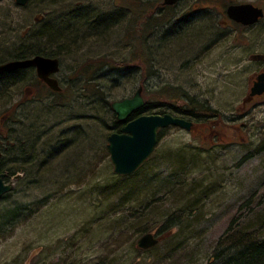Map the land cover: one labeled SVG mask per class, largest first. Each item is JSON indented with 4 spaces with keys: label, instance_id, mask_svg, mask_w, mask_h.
<instances>
[{
    "label": "rangeland",
    "instance_id": "1",
    "mask_svg": "<svg viewBox=\"0 0 264 264\" xmlns=\"http://www.w3.org/2000/svg\"><path fill=\"white\" fill-rule=\"evenodd\" d=\"M161 3L0 0V64L43 50L47 31L75 41L48 49L61 60V93L29 100L27 81L0 102L1 115L10 110L0 139L26 129L35 154L45 152L33 173L4 161L13 188L0 212H18L0 232V264H219L215 254L233 240L264 241V97L241 107L264 68L251 60L264 55V17L243 27L225 15L229 4L264 10V0ZM139 87L144 103L160 108L152 114L208 107L215 119L162 129L127 179L113 172L106 138L116 121L111 103ZM128 191L134 201L118 207ZM171 216L179 225L169 235L150 251L137 248L135 225L157 234Z\"/></svg>",
    "mask_w": 264,
    "mask_h": 264
},
{
    "label": "water",
    "instance_id": "2",
    "mask_svg": "<svg viewBox=\"0 0 264 264\" xmlns=\"http://www.w3.org/2000/svg\"><path fill=\"white\" fill-rule=\"evenodd\" d=\"M179 0H163V5L171 6ZM28 0H15L17 6H24ZM225 14L229 20L242 26L255 25L264 17L262 8L251 3L230 4L226 7ZM30 66L37 68L38 76L54 91H59L57 82L48 78V74L57 72L58 60L37 56L29 60H14L0 64V75ZM142 88L139 87L131 98L115 101L111 109L119 122H125L131 114L144 106L141 96ZM264 93V71L260 73L250 89V96ZM174 126L186 131L193 127L191 121L184 118L163 115H140L127 121L119 133H111L107 137V150L113 172L119 176L133 174L151 156L158 142V131ZM12 190V184H3L0 178V197ZM163 237L152 233L142 235L137 241V248L148 250L155 247Z\"/></svg>",
    "mask_w": 264,
    "mask_h": 264
},
{
    "label": "trees",
    "instance_id": "3",
    "mask_svg": "<svg viewBox=\"0 0 264 264\" xmlns=\"http://www.w3.org/2000/svg\"><path fill=\"white\" fill-rule=\"evenodd\" d=\"M98 29H101V26ZM53 31L54 30H51L50 33L47 31V33L50 34L49 38L47 36V42L46 43L43 42L42 46H40V47L46 48V49H51L50 48L51 45H56V46L59 45V47L63 45L62 47L67 48V50L70 47H72V45L74 44L75 41L73 43H71L69 40L70 39L69 36H64V37L60 36L59 37V35ZM74 31L77 33V30H74ZM25 51L27 52L28 50H25ZM28 52H30V51H28ZM34 52H36V51L34 50ZM24 54H26V53H21L19 56H16L12 59H22V56ZM50 56H53V55H50ZM3 79H6L7 81H9L12 79V77L7 76ZM7 94H9V92L0 91V102L3 99L8 97V96H6ZM153 108H159V107H158V105L153 107V105L151 106V104L146 103L145 106L141 110H139L133 114V118H135L139 115H142V114H152ZM172 109H173V113H170L171 115L182 117V118H185V119L190 120V121L195 122V123L199 122L200 119H202V117H203V119L206 117L208 119L209 118L215 119L214 115L211 112V109L208 107H201L198 112H193L194 107L193 108H189V107L178 108L174 105L172 107ZM157 114H165V109L161 108V110L159 112H157ZM114 126L115 127L113 128V130L117 131L118 129L116 128L117 127L116 121H114ZM25 130H24V132L17 134V136L19 137L18 139L13 140V139L8 138L9 143L6 144L7 148H5V150L3 151V157L9 158L8 161L15 165L14 169H19V168L25 169L26 165H28V170H30L33 173V171L35 170V167H36L34 165L35 159H37L40 156V154L45 153V152L44 151L42 153L40 152L39 156H37V153L35 154V151L33 150L34 149L33 147H35V144H34V142H32L30 140V136L27 135L28 131L27 130L25 131ZM29 130L32 131V129H29ZM63 142H64V139L63 140L61 139V140H58L56 144L60 145L62 147L64 145ZM53 150H55V149H53ZM44 156H46V155L44 154ZM142 166L139 168V170H141ZM139 170L136 171L135 173H133L132 175L122 176V177L127 178V179H131L134 176H137V173L139 172ZM25 171L27 172V169ZM27 175H29V174H27ZM126 186L128 189L129 188L128 185H126ZM120 187H122V185L115 184L111 188L113 190H115V192H118L119 189H121ZM128 190H130V189H128ZM132 194L133 193L131 191H128L126 194H123L120 197L121 199H120V204H118V207H121L122 203L133 202L134 201L133 200L134 195L131 196ZM4 197H6V196H4ZM4 197H2L1 199H3ZM17 210H18L17 208L9 207L8 209H5L2 212H0V232L2 231V229L5 226H8L11 223V221H13L15 219V217L17 216V212H18ZM140 219H141V217H138V220H140ZM177 219H179L178 216L168 217L167 221H165V223H164V226H162V228L157 231L156 235L159 237L169 235V233L171 232L170 229L179 225L178 222H176ZM135 226H136L135 230L133 228L134 234L138 235L139 238L142 235L149 233V231H150V229L147 226L141 227L142 225H139V224L135 225ZM231 231H232V229L231 230L228 229L226 231L225 235L223 236V238L226 239L227 237H229ZM237 234H238V232H237ZM232 237H233V235L230 236L228 239H230ZM228 239H226V240H228ZM148 251H150V250H148ZM215 257H216L215 259L218 261L219 264H264V241H256V240H246V241L243 240V241H241L240 238H238L237 241L233 240V242L225 249V251H222L221 254L216 253Z\"/></svg>",
    "mask_w": 264,
    "mask_h": 264
},
{
    "label": "flooded vegetation",
    "instance_id": "4",
    "mask_svg": "<svg viewBox=\"0 0 264 264\" xmlns=\"http://www.w3.org/2000/svg\"><path fill=\"white\" fill-rule=\"evenodd\" d=\"M226 22V21H225ZM51 54L49 53L48 49L44 48L43 50H40V51H36V52H33L31 55L27 56V58H34V57H37V56H41L42 58H51V59H57L58 60V70L57 72H54V73H50L48 74V78L50 79H54L56 80L57 82V87L60 89L59 91L57 92H53L49 86L43 81V79H41L39 76H38V73H37V68L35 66H30L28 68H25V69H18V70H15V71H12L10 73H5V74H2L0 76V80H2L3 78L5 77H12L11 80V83L8 84V85H4L3 87L0 88V91H3L6 89L7 92L10 91H13V90H17L18 88L20 89V86L27 82L28 81V84L31 85L27 88V94H28V98L29 100L31 98H36L38 99V101L40 100V102L42 100H44L46 98V96H48L49 94H54V93H61L62 89L60 87V84H61V81L59 80V77H58V74L60 73V59L59 57H56V56H50ZM23 59V58H22ZM22 59H11V60H22ZM251 60L253 61H263L264 60V55H261V56H251ZM10 61V60H9ZM2 63V62H1ZM264 70V68L262 70H260L259 72L255 73L253 76H252V85L253 83L255 82L257 76L259 75V73H261L262 71ZM7 81V80H6ZM28 86V85H27ZM26 87V86H25ZM252 87V86H251ZM250 87V88H251ZM18 89V90H19ZM5 91V92H6ZM41 92V93H40ZM45 93H48V94H45ZM15 97V96H14ZM13 97V98H14ZM264 97V93L261 94V95H255V96H250V89H249V92L248 94L245 96V98L243 99V103H242V108H245L247 107V105L251 104V103H254L257 99H261ZM17 102H19V100H17ZM16 102V103H17ZM9 108V107H8ZM16 111H19V110H22L21 109V105H18L16 107ZM15 110V108H14ZM2 112L0 110V133L3 134V132L5 131V129L2 127V125L4 124V122L9 118V114H10V110H7L6 113H3V115H1ZM115 115V114H114ZM132 115V114H131ZM125 121V122H119L117 121L116 119V122H117V131L113 130V128L115 126H113V128L111 129V131H113L112 133L116 132V133H119V130L120 128L127 122V121H130L132 120V117L133 115L131 116ZM115 118H116V115H115ZM14 140V139H13ZM8 136L5 138L3 136V138L0 139V178L2 179V183L3 184H9V183H12L10 181V176L12 173V171L10 170H7V167H5V163L4 161L7 159V157H3V151L5 150L6 147V144H8ZM14 176V175H13ZM19 178H17V176L14 177V180H18ZM6 196V195H4ZM2 196V197H4ZM0 197V199L2 198Z\"/></svg>",
    "mask_w": 264,
    "mask_h": 264
},
{
    "label": "bare ground",
    "instance_id": "5",
    "mask_svg": "<svg viewBox=\"0 0 264 264\" xmlns=\"http://www.w3.org/2000/svg\"><path fill=\"white\" fill-rule=\"evenodd\" d=\"M22 58H23L22 60H29V59H31V58H29V57L27 58V55H26V54H24V55L22 56ZM181 118H182V117H181Z\"/></svg>",
    "mask_w": 264,
    "mask_h": 264
}]
</instances>
